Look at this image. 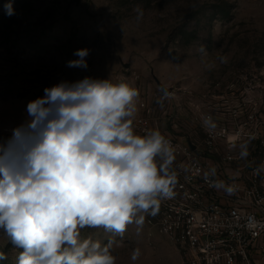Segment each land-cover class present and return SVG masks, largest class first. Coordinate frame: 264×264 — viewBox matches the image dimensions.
Wrapping results in <instances>:
<instances>
[{"label": "rangeland", "instance_id": "374dc122", "mask_svg": "<svg viewBox=\"0 0 264 264\" xmlns=\"http://www.w3.org/2000/svg\"><path fill=\"white\" fill-rule=\"evenodd\" d=\"M8 2L0 0V143L26 122L28 102L46 87L91 77L139 90L134 130L150 119L204 150L211 126L226 132L220 149L234 141L247 148L246 163L261 164L264 0H11L12 15ZM82 48L88 67H68ZM159 83L170 89L163 100ZM141 214L143 224L123 235L85 227L81 239L102 247L111 241L116 264H182ZM20 251L0 230V264H17Z\"/></svg>", "mask_w": 264, "mask_h": 264}, {"label": "clouds", "instance_id": "9594fccd", "mask_svg": "<svg viewBox=\"0 0 264 264\" xmlns=\"http://www.w3.org/2000/svg\"><path fill=\"white\" fill-rule=\"evenodd\" d=\"M4 8L14 13L11 0ZM74 55L68 67L86 69L89 50ZM139 95L127 82L85 77L28 102L26 122L0 143V230L22 249L17 264H116L112 242L81 239V229L123 235L133 222L143 224L141 213L156 215L161 200L174 196L170 142L159 130L135 133ZM240 155H249L246 147ZM139 256L136 249L131 259Z\"/></svg>", "mask_w": 264, "mask_h": 264}, {"label": "built area", "instance_id": "2783aa9c", "mask_svg": "<svg viewBox=\"0 0 264 264\" xmlns=\"http://www.w3.org/2000/svg\"><path fill=\"white\" fill-rule=\"evenodd\" d=\"M152 130L173 148L177 183L174 196L161 200L156 215L146 213L148 225L177 248L182 264H256V252L264 259V171L256 172L264 168V158L259 165L246 163L234 141L220 149L226 132L211 126L204 150L150 119L135 127L142 136ZM220 182L233 193L217 187Z\"/></svg>", "mask_w": 264, "mask_h": 264}, {"label": "crops", "instance_id": "0c3cea01", "mask_svg": "<svg viewBox=\"0 0 264 264\" xmlns=\"http://www.w3.org/2000/svg\"><path fill=\"white\" fill-rule=\"evenodd\" d=\"M221 200V199H220ZM255 261L256 264H264V259L262 258V256L259 254V252L255 253Z\"/></svg>", "mask_w": 264, "mask_h": 264}, {"label": "water", "instance_id": "95a60500", "mask_svg": "<svg viewBox=\"0 0 264 264\" xmlns=\"http://www.w3.org/2000/svg\"><path fill=\"white\" fill-rule=\"evenodd\" d=\"M159 86H160V88H161L164 92H167V93L169 94L170 89L166 88V87L163 86L161 83H159ZM191 146H192L193 149H195V146H194V145L191 144Z\"/></svg>", "mask_w": 264, "mask_h": 264}]
</instances>
